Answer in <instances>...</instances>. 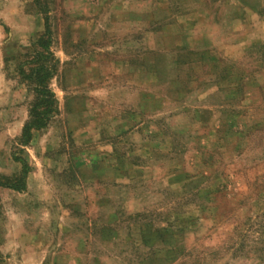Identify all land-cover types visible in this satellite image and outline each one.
<instances>
[{
  "label": "rangeland",
  "instance_id": "1",
  "mask_svg": "<svg viewBox=\"0 0 264 264\" xmlns=\"http://www.w3.org/2000/svg\"><path fill=\"white\" fill-rule=\"evenodd\" d=\"M0 182V264H264V0H0Z\"/></svg>",
  "mask_w": 264,
  "mask_h": 264
},
{
  "label": "trees",
  "instance_id": "2",
  "mask_svg": "<svg viewBox=\"0 0 264 264\" xmlns=\"http://www.w3.org/2000/svg\"><path fill=\"white\" fill-rule=\"evenodd\" d=\"M46 33L34 43L36 48V55L38 56L37 61H42L37 66V68H31L30 72L25 74L24 70L21 73L25 74V80L34 83L33 91L36 95V104L31 109V118L24 125L22 131V141H29L32 136L33 130H39L47 126L51 119L52 114L56 111L57 98L55 93L49 87V82L54 74L53 68L46 65L45 60L52 55V37L50 33L49 26H46ZM45 58V59H44ZM24 170V175H26ZM23 175V179H24ZM10 184V183H9ZM3 183L0 185L21 190L22 188H17L14 184Z\"/></svg>",
  "mask_w": 264,
  "mask_h": 264
}]
</instances>
